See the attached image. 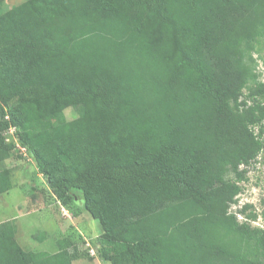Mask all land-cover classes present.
I'll list each match as a JSON object with an SVG mask.
<instances>
[{"label": "trees", "instance_id": "16d2710c", "mask_svg": "<svg viewBox=\"0 0 264 264\" xmlns=\"http://www.w3.org/2000/svg\"><path fill=\"white\" fill-rule=\"evenodd\" d=\"M263 41L264 0H26L0 13V196L8 160L30 156L55 201L73 211L81 193L103 262L264 264L251 205L231 211L264 151ZM16 235L0 223V264L86 257L79 234L56 253Z\"/></svg>", "mask_w": 264, "mask_h": 264}, {"label": "rangeland", "instance_id": "374dc122", "mask_svg": "<svg viewBox=\"0 0 264 264\" xmlns=\"http://www.w3.org/2000/svg\"><path fill=\"white\" fill-rule=\"evenodd\" d=\"M24 1L4 0L0 4V13ZM255 57L264 79V41L259 45ZM67 115L69 120L74 119L72 112H67ZM11 136L13 138L14 135L11 133L8 137ZM7 167L12 170L13 188L0 196V223H16V237L23 249L50 253L58 251L57 240L74 233L84 239L79 242V247L86 253V257L76 260L74 264H112L101 259L98 240L102 227L85 210L81 193L76 195L74 210H69L50 197V192L46 191V179L40 174L34 158L13 156L8 160ZM248 171V181L242 185L243 193L231 211L239 212L246 205H251L245 215L256 214L257 218L251 221L252 226L264 229V151L248 167ZM245 215L238 216L240 222L246 220Z\"/></svg>", "mask_w": 264, "mask_h": 264}, {"label": "built area", "instance_id": "2783aa9c", "mask_svg": "<svg viewBox=\"0 0 264 264\" xmlns=\"http://www.w3.org/2000/svg\"><path fill=\"white\" fill-rule=\"evenodd\" d=\"M264 80V79H263ZM14 134L15 133V128H11L10 129V134ZM16 140V139H15ZM17 147H19L21 150H22V152H24L26 155H28V149L26 148V147H22L21 145H20V143H18L17 144ZM29 157V159H30V156H28Z\"/></svg>", "mask_w": 264, "mask_h": 264}, {"label": "crops", "instance_id": "0c3cea01", "mask_svg": "<svg viewBox=\"0 0 264 264\" xmlns=\"http://www.w3.org/2000/svg\"><path fill=\"white\" fill-rule=\"evenodd\" d=\"M57 252V250L56 251H54V252H51V253H56Z\"/></svg>", "mask_w": 264, "mask_h": 264}]
</instances>
